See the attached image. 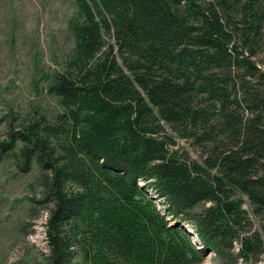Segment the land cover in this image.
Instances as JSON below:
<instances>
[{
  "label": "trees",
  "instance_id": "16d2710c",
  "mask_svg": "<svg viewBox=\"0 0 264 264\" xmlns=\"http://www.w3.org/2000/svg\"><path fill=\"white\" fill-rule=\"evenodd\" d=\"M74 2L46 89L63 111L14 132L50 198L46 261L259 262L244 207L264 220V0Z\"/></svg>",
  "mask_w": 264,
  "mask_h": 264
},
{
  "label": "rangeland",
  "instance_id": "374dc122",
  "mask_svg": "<svg viewBox=\"0 0 264 264\" xmlns=\"http://www.w3.org/2000/svg\"><path fill=\"white\" fill-rule=\"evenodd\" d=\"M76 12L74 0H0V144L8 145L0 146V264H49L42 222L50 198L38 163L26 166L18 159L24 146L14 132L39 116L53 121L63 111L46 89L71 55L68 24ZM177 143L197 159L186 142ZM244 209L252 232L264 240V220L252 214L247 201ZM202 264L219 263L208 255ZM255 264H264V252Z\"/></svg>",
  "mask_w": 264,
  "mask_h": 264
},
{
  "label": "built area",
  "instance_id": "2783aa9c",
  "mask_svg": "<svg viewBox=\"0 0 264 264\" xmlns=\"http://www.w3.org/2000/svg\"><path fill=\"white\" fill-rule=\"evenodd\" d=\"M42 239H43V241H44V243H45V240H44V229H43V226H42Z\"/></svg>",
  "mask_w": 264,
  "mask_h": 264
},
{
  "label": "water",
  "instance_id": "95a60500",
  "mask_svg": "<svg viewBox=\"0 0 264 264\" xmlns=\"http://www.w3.org/2000/svg\"><path fill=\"white\" fill-rule=\"evenodd\" d=\"M184 227H185V226H184ZM186 229L188 230V232H191V230H190L188 227H187Z\"/></svg>",
  "mask_w": 264,
  "mask_h": 264
}]
</instances>
